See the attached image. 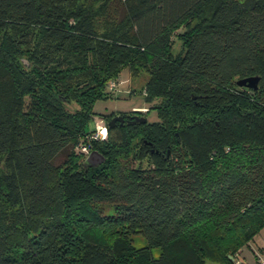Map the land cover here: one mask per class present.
Segmentation results:
<instances>
[{
	"label": "trees",
	"instance_id": "trees-1",
	"mask_svg": "<svg viewBox=\"0 0 264 264\" xmlns=\"http://www.w3.org/2000/svg\"><path fill=\"white\" fill-rule=\"evenodd\" d=\"M76 1L0 0V264H234L264 229V0H104V35ZM138 69L156 118L87 142Z\"/></svg>",
	"mask_w": 264,
	"mask_h": 264
},
{
	"label": "rangeland",
	"instance_id": "rangeland-1",
	"mask_svg": "<svg viewBox=\"0 0 264 264\" xmlns=\"http://www.w3.org/2000/svg\"><path fill=\"white\" fill-rule=\"evenodd\" d=\"M104 0H77L72 7V9H84L89 11L91 15H94L96 24H97V33L98 35H104L108 33H113L118 28L122 29L121 25H118L117 19H110L108 16L102 15L101 6ZM123 25V24H122ZM173 52L177 51L179 48V42L174 41ZM147 74L144 73L141 69H138L137 75L130 76L128 71L123 70L119 79L115 81V87L112 89L113 93L110 97L99 100L94 105L95 117L93 123L91 122L88 126V130H93L97 126H102L106 128V137L104 140L108 139V124L110 120L115 116H122L121 114L125 113L126 115H131V113H137L136 116L140 118H145L147 120H152L156 118V115L153 110H148L145 107L144 99H143V87L147 81ZM114 114L110 119L105 118L106 116ZM130 152L127 155H120L118 158V162L121 165L125 166H134L137 167L139 164H142L144 167L149 165L148 155L144 159L134 160L136 153H138V145H136V141L133 142ZM150 152H155L154 149H150ZM83 154V160L87 158L89 152H81ZM11 172V168L6 162V157H2L0 160V188L3 194L6 193L5 185L3 184V179L6 175H9ZM99 209L102 212L112 213V209L108 205H101ZM131 243L135 248H141L146 246V239L142 235H135L131 237ZM257 246L264 247V229L254 238L253 241L249 243V246H246L238 252L237 257L234 261H237L238 264H246L249 258L252 256L253 252L258 254L260 257L259 260L264 258V253L258 251L254 244ZM253 250V251H252ZM161 254V251L158 248L152 249V255L154 258H158ZM253 257V256H252ZM249 263V262H248ZM247 263V264H248ZM214 264V263H208ZM253 264V263H252ZM254 264H257V262Z\"/></svg>",
	"mask_w": 264,
	"mask_h": 264
},
{
	"label": "water",
	"instance_id": "water-1",
	"mask_svg": "<svg viewBox=\"0 0 264 264\" xmlns=\"http://www.w3.org/2000/svg\"><path fill=\"white\" fill-rule=\"evenodd\" d=\"M259 80L260 78L258 76L246 77L243 79H239L236 82V85L240 87H246L249 89H257ZM124 120L125 119L122 116H115L110 120L108 125L109 127H113L117 122L123 123ZM145 120H146L145 118H140V117L135 116L132 119H128L127 121L136 122V121H145ZM178 141L180 140L178 139ZM103 162H104V157L101 154L94 151V152L89 153L87 158L84 160V167L85 168L96 167L102 164Z\"/></svg>",
	"mask_w": 264,
	"mask_h": 264
},
{
	"label": "built area",
	"instance_id": "built-area-1",
	"mask_svg": "<svg viewBox=\"0 0 264 264\" xmlns=\"http://www.w3.org/2000/svg\"><path fill=\"white\" fill-rule=\"evenodd\" d=\"M115 87V81H111L109 83V89L112 90ZM106 137V128L102 126H97L95 129L86 137L87 142H90L91 140H104ZM81 152H88V146L87 145H81L80 146ZM235 264H238L236 261ZM257 264H264V259L257 262Z\"/></svg>",
	"mask_w": 264,
	"mask_h": 264
},
{
	"label": "crops",
	"instance_id": "crops-1",
	"mask_svg": "<svg viewBox=\"0 0 264 264\" xmlns=\"http://www.w3.org/2000/svg\"><path fill=\"white\" fill-rule=\"evenodd\" d=\"M261 232V231H260ZM256 237V236H255ZM254 244V243H253ZM249 246V245H248ZM254 246H255V248L258 250V251H260L261 253H264V247H260V246H258V244H257V246L254 244ZM253 251V250H252ZM253 256V257H252ZM252 256L249 258V260H247L248 262H246V264L248 263V264H254V262L256 263V262H259L260 260V257L258 256V254H255L254 252H253V254H252ZM262 259H264V258H262ZM244 264V263H243Z\"/></svg>",
	"mask_w": 264,
	"mask_h": 264
},
{
	"label": "flooded vegetation",
	"instance_id": "flooded-vegetation-1",
	"mask_svg": "<svg viewBox=\"0 0 264 264\" xmlns=\"http://www.w3.org/2000/svg\"><path fill=\"white\" fill-rule=\"evenodd\" d=\"M136 114H137V113H134V112H133V113H131V115H127V118H125V119H126V121L128 120V118H130V119H131V118L135 117V116H136ZM156 154H157V152H156ZM167 158H169V152H167Z\"/></svg>",
	"mask_w": 264,
	"mask_h": 264
}]
</instances>
